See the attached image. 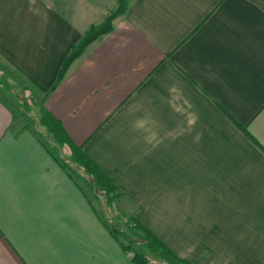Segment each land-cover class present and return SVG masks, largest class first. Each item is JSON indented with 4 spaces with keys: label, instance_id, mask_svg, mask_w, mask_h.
Here are the masks:
<instances>
[{
    "label": "crops",
    "instance_id": "1",
    "mask_svg": "<svg viewBox=\"0 0 264 264\" xmlns=\"http://www.w3.org/2000/svg\"><path fill=\"white\" fill-rule=\"evenodd\" d=\"M117 4L0 0V58L175 254L264 264V0H128L49 91ZM12 101L0 97V264H138Z\"/></svg>",
    "mask_w": 264,
    "mask_h": 264
},
{
    "label": "trees",
    "instance_id": "2",
    "mask_svg": "<svg viewBox=\"0 0 264 264\" xmlns=\"http://www.w3.org/2000/svg\"><path fill=\"white\" fill-rule=\"evenodd\" d=\"M127 5L128 0H118L117 7L101 23L91 25L88 28L81 41L74 45L68 57L63 61L49 91H52L56 84L62 80L70 63L82 54L89 43L112 30V21L126 10ZM2 89L5 88L2 87ZM12 95L18 104L17 98L14 97L13 93ZM44 98L41 97L37 111L38 125L42 130L35 128L49 145L50 151L57 154L56 160L69 175L81 176L88 182L92 195L96 199L104 200L107 205L114 204L122 192L96 161L83 151L82 146H77L72 142L61 122L43 106ZM18 108L20 110L19 104ZM96 213L102 224L118 241L121 249L130 256L132 261L138 264H151L147 257V253H149L154 257L157 256L163 264H196L175 254L158 236L134 217H130L125 222L126 227L132 231V235H129L110 223L107 217L102 214L103 212L101 213L97 209ZM136 241L139 242L140 246H143V251L135 249Z\"/></svg>",
    "mask_w": 264,
    "mask_h": 264
},
{
    "label": "rangeland",
    "instance_id": "3",
    "mask_svg": "<svg viewBox=\"0 0 264 264\" xmlns=\"http://www.w3.org/2000/svg\"><path fill=\"white\" fill-rule=\"evenodd\" d=\"M4 70H3V69ZM5 71L12 74L10 78L5 77L3 74H5ZM2 73V74H1ZM0 87L5 88L3 90H8L11 94H14V97L17 98L20 110L18 112V117L23 122H26L29 125L34 126V128H38L42 130V128L38 125V105L41 99V94L36 91L24 78L20 77L19 74L10 67L5 61H3L0 58ZM0 97L11 107H14V102L12 101L13 95H7L3 94L1 92ZM79 183L83 185L86 192L92 194V190L88 184V182L81 176L78 177ZM102 194V193H101ZM93 200L96 203L98 211H100L104 216L107 217L110 223L114 224L118 229L124 230L125 234L132 235V231H130L126 227V221L130 217H134L138 220V218L135 217V215L132 214V207H128V211H124L125 208L117 204V201H115L112 205H107L104 200L102 199H96L92 195ZM128 213V214H127ZM140 221V220H139ZM141 222V221H140ZM142 223V222H141ZM144 224V223H143ZM146 226V225H145ZM147 227V226H146ZM135 249L142 250L143 246L139 245V242H135L134 244ZM147 257L149 258L151 264H163L160 260H158L157 256H152L151 254L147 253Z\"/></svg>",
    "mask_w": 264,
    "mask_h": 264
}]
</instances>
